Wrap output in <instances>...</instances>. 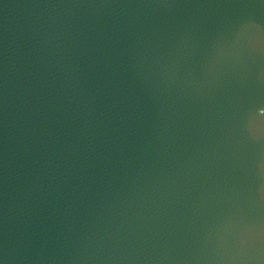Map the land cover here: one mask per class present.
Instances as JSON below:
<instances>
[{
  "label": "water",
  "instance_id": "1",
  "mask_svg": "<svg viewBox=\"0 0 264 264\" xmlns=\"http://www.w3.org/2000/svg\"><path fill=\"white\" fill-rule=\"evenodd\" d=\"M0 264H264V0H0Z\"/></svg>",
  "mask_w": 264,
  "mask_h": 264
}]
</instances>
